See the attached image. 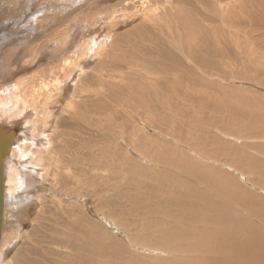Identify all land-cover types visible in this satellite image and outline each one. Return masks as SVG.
<instances>
[{
    "label": "rangeland",
    "instance_id": "rangeland-1",
    "mask_svg": "<svg viewBox=\"0 0 264 264\" xmlns=\"http://www.w3.org/2000/svg\"><path fill=\"white\" fill-rule=\"evenodd\" d=\"M13 1L0 0V68L5 73L12 75L7 84L8 78L0 77V85L4 84L0 88V94L4 98L5 111L6 108H12L13 110L9 113L15 115L22 108L20 101L17 105L20 108H14L9 98L10 93L14 90V83L20 81V78L28 82L33 81L36 88L46 83L48 86L50 85L47 90L39 92L42 96L38 100L39 108H50V103L56 97L55 80L51 79L56 72L53 71V65L55 67L61 64L72 70L74 66L81 63L83 70L82 72L78 71L75 75L77 81H74V88L77 85L75 90L80 92L79 99L82 100V103L74 95L72 99L75 98L78 102L74 100L66 106L57 105L55 106L58 109L55 111L56 113L53 111L51 117L46 118L45 116V119L53 120L52 128L46 134V144L49 151L48 154H44L46 159L45 173L43 176L35 178L37 184L34 183V186L29 188L28 191H32L33 195L26 194L24 190L20 195L23 202L31 201L29 204L34 205V209L28 214V218L24 219L25 213L22 207L18 210L19 214L16 215L15 213L5 226L4 231L8 235L5 239H11L15 246L14 250L3 259L2 264L9 260V264H73L70 262L72 258L69 260L67 257L63 258L65 254L70 257H78L77 260L80 259L85 264H89L91 261L97 264H162V260H166L162 249H156L157 245L154 248L150 244L149 246L145 245L148 244L145 229L152 225L151 220L154 217L147 215L146 211L149 205H154L152 202H146L149 191L144 190H149L148 186L154 188L158 182L166 181L169 183L171 181L174 182L173 184H177L185 180L183 175L186 174L178 173L174 170V165L184 164L183 169H186V173L190 172L189 174H192L193 178L202 177V171L200 169L193 170L188 161L193 160L196 163L212 167L209 160L206 162L199 159L190 147H184V143H179L180 140L177 139V136H181V139H189L188 131L185 130L193 128V125L182 122L183 114H191L192 112V114H198L200 112L199 114L202 113V117L206 118L214 115L216 107L226 108V110L233 108L234 111H237L250 106L247 109L254 112L251 111L253 118L249 119L248 122L261 119L260 127L264 135L263 0H250L249 3L240 0L235 4L223 0H148L150 8L141 4V0H122L123 2L115 0L114 4H116L117 9H114L116 11L107 5V3H111V0H107L108 2L106 0ZM95 1L101 5L99 6ZM125 7L126 9H124ZM223 7L227 10L221 11ZM244 7L249 10H245ZM85 11L87 14L89 13V17ZM181 15L186 20L182 19L185 25L189 22V30L182 25ZM112 16L114 19L111 21ZM227 16L231 18L229 19ZM92 17L96 22H104V26L115 27L110 31L103 30L96 44L98 47L93 50L94 52L90 48L93 30L96 29V22ZM41 19L44 21L41 22ZM90 21L92 24L94 22V25L89 23ZM261 24L262 26H260ZM158 25H160L161 31L164 29L163 34L159 33L158 28H156ZM244 25L248 27L243 28ZM229 26L231 28L228 29ZM105 32L109 34L107 35ZM246 32L255 36L250 37ZM55 33L58 36H54ZM178 33L180 38H178ZM261 34L263 36L258 39L257 36ZM216 35L220 39L216 38ZM172 40L176 42L174 47L170 45ZM99 42L100 44H98ZM71 44L74 45L73 48H71L73 46ZM86 45L91 50L85 51L88 48ZM27 55L30 60L28 57L26 59ZM17 59L18 62L16 63ZM11 65L13 69H11ZM8 66H11L10 69ZM47 66L50 69L46 70ZM75 68L77 69V67ZM14 72H17V75L14 74L16 77L12 74ZM34 77L35 79H33ZM58 78L57 76L56 79ZM137 87L140 91H136ZM75 90L70 89V94ZM108 90L115 93H108ZM154 92H161L162 94L159 97ZM146 94V98H150L154 105L153 108H148L152 115L146 108L129 109L121 107L127 96H134L133 99L137 100L139 96L145 98L144 95ZM31 95L32 100L37 96L36 93ZM165 96L169 101L173 99L171 101V104L173 103L172 108L160 109L157 106V99L163 98L162 100H165ZM228 104L234 107H230ZM91 105L99 108V110L102 109L100 110L101 116L97 117L93 112L95 108H91ZM80 106L82 107L79 108ZM178 113H180V117ZM226 115L225 112L223 116ZM39 120L43 121L41 118ZM86 120L90 121L86 122ZM0 123L6 128H14L17 131L16 138L20 136L22 130L30 129V125H25L27 128H24L23 123L20 126H14L13 121L0 120ZM219 124L220 121H216L211 132L221 136L217 130ZM199 128L197 125V129L191 131L205 134L209 143L206 142L203 145L209 151H221L230 146L229 149L235 152L239 149L238 147H242L245 154L256 156L261 162L264 161V151L260 152L259 150V148L264 147V140H255L258 145H253V142L241 132H231V129L228 128L231 137L240 141V143H233L234 141L230 142L224 138L217 140L219 137L212 139L209 137L210 133ZM40 138L41 136L38 137L39 140ZM172 143L178 149L177 154H174L173 151H163V144L172 145ZM105 147L107 150L109 147L112 148L105 151ZM85 148L87 151L84 150ZM256 148L258 151L255 150ZM150 149H153L154 152L152 151L150 156L146 155L145 152L150 151ZM95 152L99 154L95 155ZM181 153L186 156H182L187 158L186 160L180 158ZM113 154L114 157L112 158L111 155ZM166 158L173 162L168 161L169 165L166 162L164 165L163 161ZM11 164L17 167L23 176H29L30 171L27 170V163L13 161ZM224 166L226 168L222 169L223 173L230 177L234 176L232 179H234L237 189L245 192L250 191L249 193H252L256 200L257 197L258 199L262 197L259 201L264 200V189L254 182L260 173H255L252 176L253 174L241 170L245 169L244 166L235 167L229 163ZM183 172L185 171L183 170ZM233 187V184L227 186L226 191L232 190ZM152 188L150 187V189ZM139 210L141 214H137ZM199 215L203 216L204 214L200 213ZM23 219L24 221H22ZM256 221L259 222L260 219L251 220L254 223ZM161 226L163 227V222H161ZM2 239L3 233L1 241ZM160 239L165 242L166 248L174 246L164 236H161ZM69 247H72L74 251H70ZM172 255H174V259L171 258ZM180 255L183 253L177 249L175 252H171L168 258L177 262ZM110 256L114 257L112 261ZM157 258L158 260H156Z\"/></svg>",
    "mask_w": 264,
    "mask_h": 264
},
{
    "label": "bare ground",
    "instance_id": "bare-ground-1",
    "mask_svg": "<svg viewBox=\"0 0 264 264\" xmlns=\"http://www.w3.org/2000/svg\"><path fill=\"white\" fill-rule=\"evenodd\" d=\"M106 1H104V2L107 3L108 1L107 2ZM114 1L115 0H111L110 1L111 3H107V5L113 11H116L115 9H117V6H116V4H114L115 3ZM120 1H122V0H120ZM218 1H221V0H218ZM223 1H230L231 4H235L237 1H240V0H223ZM242 1H244L245 3H249L248 1H250V0H242ZM260 1H262V0H260ZM263 2H264V0H263ZM238 3H240V2H238ZM141 4L146 5L147 8L148 7L150 8V2L148 0H141ZM100 5H101V3H100ZM102 6H105V4L104 5L102 4ZM129 6H131V5H129ZM21 7H23V6H21ZM121 7H123V6H121ZM133 7H134V4H133ZM235 7H237V6L235 5ZM235 7H234V9H235ZM14 8H15V6H14ZM124 9H126V7ZM175 9H176V7H175ZM240 9L243 10V8H240ZM246 9L247 8H245V10ZM105 10H107V9H105ZM226 10L227 9L224 8V7L221 8V11H226ZM247 10H249V9H247ZM189 11H192V10H189ZM218 11H219V9H218ZM235 11H236V9H235ZM255 11H256V9H255ZM18 13H19V11H18ZM61 13H63V12H61ZM77 13H75V14H77ZM85 13L87 14L86 11H85ZM115 14L117 15V12H115ZM19 15H20V13H19ZM29 15H30V13H29ZM87 15L89 17V13ZM220 15H221V13H220ZM70 16H71V13H70ZM214 16H216V15H214ZM247 16H248V14H247ZM27 17H28V15H27ZM47 17H46V19H47ZM53 17H54V14H53ZM73 17L74 16L72 15V18ZM103 17H105V16H103ZM113 17L114 16H112V19H110L111 21L114 19ZM191 17L194 18V16H191ZM217 17H219V16H217ZM40 18H42V17H40ZM94 18H95V16H94ZM94 18H93V20H94ZM180 18H181V20L182 19L185 20V18L182 15H181ZM228 18L230 19L231 17H228ZM253 18H254V15H253ZM22 19H24V18H22ZM49 19H51V18H49ZM90 19H91V17H90ZM105 19H107V18L105 17ZM105 19L103 21H105ZM20 20H21V18H20ZM42 20L43 19H41V22H42ZM95 20H96V18H95ZM95 20H94V22H96ZM183 20H182V23H183L182 25L185 28L188 29L189 28L188 27V23L189 22H187V25H185V22ZM221 20H225V19H221ZM72 21H73V19H72ZM72 21H71V23H72ZM239 21H240V19H239ZM241 21H243V20H241ZM246 21H248V20L246 19ZM250 21L252 22V19ZM51 22H52V20H51ZM91 22L92 21H90L89 23H91ZM94 22H93V24L92 23L91 24L94 25ZM36 23H39V22H36ZM103 23L101 21L95 23L96 24V29L93 30L94 32L92 34L93 35L92 44L90 45V48L92 49V51L95 48L98 47V45L96 47V44H97L98 40L100 39V35L103 33V30L106 29V30H109L110 31L114 27V26H111V25H110L111 27L104 26L105 23L104 24ZM110 24H111V22H110ZM69 25H70V23H69ZM216 25L218 26V24H216ZM246 25H244L243 28H245ZM248 26H249V24H248ZM248 26H246V27H248ZM250 26H252V25H250ZM260 26H262V24ZM46 27H48V26H46ZM98 27H99V29H97ZM59 28H60V26H59ZM156 28H158L159 33H162V34L164 33L163 32L164 29H162L163 31H161L160 25L156 26ZM163 28H164V26H163ZM229 28H231V27L229 26L228 29ZM63 29H64V27H63ZM96 30H97V32H96ZM180 30L182 31V29H180ZM183 30H185V29H183ZM67 32H69V31H67ZM108 32H105V34L108 35L109 34ZM69 33H71V32H69ZM249 33H247V34L250 37H254L255 36L254 34H249ZM165 34H167V33H165ZM218 34H220V33L218 32ZM53 35L56 36L57 34L55 33ZM75 35H76V33H75ZM177 35H178V38L181 37L179 33ZM33 36H34V34H33ZM261 36H263V34L257 36V38L259 39V37H260V39H261ZM216 38H218V36ZM218 39H220V37ZM47 41H49V40H47ZM1 42H3V41H1ZM98 44H100V42ZM175 44H176V42L175 41L173 42V40L170 43V45L173 46V47L175 46ZM71 45H73V44H71ZM9 46H11V45H9ZM53 46L55 47V45H53ZM76 46H78V45H76ZM99 46H101V45H99ZM15 47H18V46H15ZM42 47H44V46L42 45ZM47 47H48V45H47ZM59 47H60V45H59ZM73 47H74V45L71 46V48H73ZM90 48L88 47L87 49H85V51L91 50ZM20 49H22V48H20ZM41 49L43 50V48H41ZM5 51H6V49H5ZM44 51H45V48H44ZM8 52H10V51H8ZM12 52H14V51H12ZM200 52H201V50H200ZM33 53H34V51H33ZM50 53H52V52H50ZM53 53H54V51H53ZM61 53H63V52H61ZM7 54H9V53H7ZM78 54L80 55V52H78ZM85 55H87V53H85ZM49 56H51V55L49 54ZM56 56H57V54H56ZM61 56H62V54H61ZM21 57H22V55H21ZM27 57H28V55L26 56V59H27ZM74 57H75V55H74ZM216 57H217V55H216ZM28 59H29V57H28ZM22 60H23V58H22ZM67 60H69V59H67ZM17 62H18V59L16 60V63ZM59 62H60V60H59ZM23 63L25 64V62H23ZM85 63H86V61H85ZM68 64H69V62H68ZM80 64L78 63V66H74V68L72 70H70V68H67L65 65H62V64L61 65H58V66H55V67L53 65V71H56V72H55V74H53L52 78L51 77H49V78L55 80V85L54 86H55V92H56L55 94H56V97H55L54 101L51 100L52 102L50 103V108H45V107L44 108H39V106H38V100L42 96V94H40V93L43 92L42 90H47V88L50 86V85L48 86L47 83L41 85L38 88H36V86L33 84V81L32 82H30V81L28 82V81H25V80H21V78H20V81H17L16 83H14L15 84V86L13 87L14 90H13V92L10 93V96L9 95L8 96H9L10 101H11V103H12V105H13L14 108H20L19 106H17L19 104L18 101H20L21 104H22L21 110L19 112L17 111V113L15 115L9 113V112H11L13 110L12 108H6V111H5V109H4L5 108L4 98H2L1 97V94H0V120H2V121H13L14 126L15 125L20 126L23 123L24 128H27V126L30 125V129L22 130V133L17 138H16L17 131L14 128H6L5 126H1L0 125V132H2V133H0V142L1 143L4 142L3 131H4V133H8L9 131H13V133H14L12 136L10 135V140H9L10 147L7 149V153L3 157V160H2V162H3V164H2L3 203L2 204L3 205H2V215H1L2 226L0 228V241H1L2 233H3V239H2L1 244H0V264H2L3 259L6 258L8 256V254L12 250H14L13 248L15 246V243L12 242L11 239H5V238L8 237V235L6 234V231H4L5 230V226L9 223L10 218L15 213H16V215L19 214V211L18 210H20L22 207L24 208V213H25V218L24 219H27L28 218V214H30L31 213V210L34 209V205L33 204H29V203H31V201H29V202H23V200L21 199L20 195L22 194L23 190H24V192L26 194L33 195V192L32 191H28V190H30L29 188H32L34 186V183L37 184V181L35 180V178H39L40 176H43V174L45 173V169L46 168L44 167V164L46 162V159H45L44 154H46V153L48 154V151H49V147L46 144V140H47V135L46 134H47V132L49 130H51V128H52L51 125H53L52 124L53 123L52 122L53 120L45 119V116H46V118L47 117H51V114L53 113V111L55 112L56 110H58L57 108H55V106H57V105H60V106H64L65 105L66 106V105H69L70 104V101L76 100L75 98L72 99V97L74 95H75V97L76 96L78 97L77 100L79 99L80 92H77V90H75L77 88V85H75L76 88H74V81L75 80L77 81V79H75V75L77 74V72L78 71L79 72H82V70H83L81 68V65ZM48 66H47L46 70L49 68ZM10 67H9V69H10ZM75 67H77V69ZM16 68H17V65H16ZM11 69H13V66H12ZM149 69H148V71H150ZM159 70H160V68H159ZM181 72H184V71H181ZM16 73L14 72L12 74L14 75ZM46 73H45V75H46ZM1 74H3V75H1ZM47 74L49 75V73H47ZM39 75H40V73H39ZM146 75H147V73H146ZM149 75H150V73H149ZM152 75H154V74H152ZM1 76H4V77H7L8 78V81L6 82V84H7L10 81V78H11L10 76H12V75L11 74L9 75L8 73H5V71H2L1 68H0V77ZM57 76L59 77L58 79H56ZM108 76H109V74H108ZM23 79H25V78H23ZM33 79H35V77ZM177 79H179V78H177ZM50 81L51 80H49V82ZM52 82H54V81H52ZM69 82H71V83H69ZM2 85H4V84H2ZM2 85H0V88H2ZM116 87H117V85H116ZM139 87H137L138 89L137 90L135 89V90L138 91L139 90ZM158 87H160V86H158ZM70 89H72V90L74 89L75 91H73L70 94ZM4 90H5V88H4ZM50 90H52V89L50 88ZM50 90H49V93H50ZM108 91H109L108 93L113 92L114 91V88H113V91H110V90H108ZM117 91H118V89H117ZM165 91H167V90H165ZM26 92H28V93H26ZM118 92H120V91H118ZM134 92H133V94H134ZM3 93H4V91H3ZM32 93L33 94L36 93V95H37L34 98V100H32V98H33L32 95H31ZM113 93H115V92H113ZM25 94H28V96H25ZM154 94L160 97L162 93L161 92H158V93L157 92H154ZM144 96H145V98L139 96V98L137 100L135 99L136 101L133 99L134 96H129V97L127 96L126 101L123 102V106H121V107L122 108L126 107V108H129V109H132V108H146L149 111L150 109H148V108H153L154 105H153V102H151L150 98H146L147 94L144 95ZM124 97H126V96H124ZM162 99L163 98H161V100H158L157 99V106H158V108H160V109L161 108H172V104L173 103L171 104V101H173V99H171L170 101H169V99H167V97L165 98V100H162ZM27 100H29V101H27ZM42 100H43V97H42ZM47 102H48V100H47ZM80 102L82 103V100H80ZM43 104H45V103H43ZM228 105H230V104H228ZM91 106H92L91 108H95V110H93V112L98 117L100 115V113H101L100 110H102V109L99 110V108L95 107L94 105H91ZM81 107L82 106H80L79 108H81ZM230 107H234V106L230 105ZM178 108H179V106H178ZM247 108H250V106H247L244 109L237 110V111L236 110L234 111L233 108H229L228 110H226V108H223L222 109V108L216 107V110L214 111V115L212 117H209L208 116L206 118H203L202 115H201L202 113L199 114L200 112H198V114H192L193 112L191 114H188V113L183 114L182 122L183 123H186V124H189V125H193L192 126L193 128H191L190 130L187 128L185 130V131H188L187 133L189 134V136H188L189 139H186L185 138L186 139L185 140L183 138L181 139V136L180 137L177 136V139L180 140V141L178 140L179 143L180 142L184 143V147H186V146L190 147L192 149L193 153L196 154L199 157V159L205 160L206 162L209 160L210 163H212V167H210L209 165L199 164L198 162L196 163V162H194L191 159H190L191 161H188L187 160L189 162V164L192 166L193 170L200 169L202 171V177H200V178L199 177L193 178L192 174H189L190 172L189 173H186L187 172L186 169H183L184 164L181 163V164H178V165H174L173 167H174V170H176L178 173L186 174V175H183L184 176V179H185V180H182L183 182L181 181V182H179L177 184H173L174 182L172 183L171 181L170 182L168 181L169 183H167L166 181L165 182H158L154 188H152V186H148L149 187V190L148 189L144 190V191H149V194L147 192L148 196H147V201L146 202H149V203L152 202L153 205H154V206L149 205L148 206V209L146 211V214L147 215H152L154 217L151 220L152 221V225L147 226L146 229H145V231H146V238L148 239V244H145V245L146 246H149V244H150L152 246V248H154V246L157 245V248L156 249H158V248L162 249V251L165 253V255L164 254L163 255L166 258L165 261L164 260H162L163 262L161 261L162 264H264V200L263 201H261V200L259 201V199H261L262 197L259 198V199L257 197V200H258L257 201L256 200V197L252 193H249L250 191L249 192H245V191L239 190V188L237 189V187L235 186V183H234V179H232L234 176L233 177H230L229 175L224 174L223 173L224 171H222V169L226 168L224 165H226L227 163L232 164L235 167L236 166H244L245 169H241V170L244 171V172H246V173H248V174H251V175L253 174L252 176H254L255 173H260V174H258L259 175L258 179H256L254 182H256L257 186H259V187H261V188L264 189V161L261 162L260 160H258L256 158V156L253 157L251 155L245 154V151H244V149H242V147H238L239 149L237 151H235V152L229 149L230 146L228 148L224 149V150H221V151L220 150H218V151H214V150L213 151H209L207 148H205V145H203L204 143L208 142L207 141V137L205 136V134L200 133V132L198 133L197 131H191L192 129H197V125H198V127H200L199 129H201V130H203L205 132L207 131L208 133H210L209 137H211L212 139H214L216 137L217 138L219 137L217 140H220V139H223L224 138V139L230 140V142H233L234 141L233 143H240V141H238L237 139H234V138L231 137L230 132L227 130L228 128H230L231 129V132L232 131L241 132L245 137L248 138V140H251V142H253L252 143L253 145H258L257 143H255V140H258V139L264 140V135L262 133L263 130L260 127L262 120L259 119L257 121L253 120L251 122H248L249 119L251 120L253 118V112L254 111L253 110H249ZM69 110H71V109L69 108ZM157 110H155V111H157ZM251 111H253V112H251ZM62 112H63V109H62ZM225 112L227 113V115L224 117L223 115H225ZM49 113H50V116H49ZM129 114H131V113H129ZM151 115H152V113H151ZM178 116L180 117V113H178ZM234 116H236V119H234ZM33 117H35V118L33 119ZM52 117H55V116H52ZM39 118L43 119V121L39 120ZM28 119H33V120H30L29 121ZM88 121H90V120H88ZM88 121L86 120V122H88ZM216 121H220V124L217 126V130H218V132L221 133V136H218L216 133L211 132V128L214 127ZM164 122L167 123L166 120H164ZM0 124H2V123H0ZM25 125H27V126H25ZM90 125H91V123H90ZM108 125H110V124H108ZM204 125H205V127H204ZM111 126H112V124H111ZM185 126L188 127V125H185ZM113 127H114V124H113ZM113 127H111V128H113ZM183 127H184V125H183ZM103 128H101V129H103ZM98 129H100L99 126H98ZM178 133H180L179 130H178ZM176 135H177V131H176ZM40 136H41V138L39 140L38 137H40ZM44 137H45V139H43ZM42 139H43V141H42ZM28 141H30V142H28ZM42 142H43V145H42ZM226 143H228V142L226 141ZM38 146H40V147H38ZM81 147H83V146H81ZM83 148H82V150H83ZM110 148H112V147H109V149ZM235 148H237V147H235ZM86 149L87 148H85L84 150H86ZM109 149L107 150V148L105 147V151H109ZM159 149H160V147H159ZM182 149H183V147H182ZM111 150H113V149H111ZM142 150H144V149H142ZM164 150H166L167 152L173 151L174 154H177L178 153V149L175 146H173V143H172V145H165V144H163V151ZM255 150L258 151L257 148ZM259 150H260V152L262 150L264 151V147L263 148H259ZM152 151H153V149H150V151L145 152V154L150 156L151 153H152ZM74 154H76V153H74ZM89 154H91V153H89ZM96 154H99V153H96L95 152V155ZM183 155L184 154L181 153L180 154V158L182 160H186L187 159V158H185L186 156L184 155L185 156L184 157L185 159H184L182 157ZM92 156H94V155H92ZM111 157L113 158L114 157V154L111 155ZM170 157H171V154H170ZM151 159L153 161H155L152 157H151ZM18 160L21 161V162H24V163H27L28 164L27 170H28V172L30 171V173H28L29 176H27V177L23 176L22 173L17 169V167H15L14 165L11 164L13 161L19 162ZM168 161L169 162H173L171 159H167L166 158L165 161H163V164L165 165V162H166V164L169 165V162ZM22 169H24V168L22 167ZM183 170L185 172H183ZM232 184L234 186L233 189L226 191V187L229 186V185H232ZM150 187L152 189H150ZM259 191H260V189H259ZM263 194H260V195L263 196ZM139 196H141V195H139ZM23 203H25V204H23ZM17 204H19V207H17ZM200 213H203L204 215L203 216L202 215H199ZM137 214H141V211L139 210L137 212ZM24 219L22 221H24ZM252 219H254V220L260 219V221L259 222L256 221V223H254L255 221L254 222H251ZM161 222H163V227L161 226ZM94 226H96V225H94ZM97 227H98V225H97ZM98 228L100 229V227H98ZM118 231H120V230H118ZM161 236H164L165 239L171 245L173 244L174 246L172 248L171 247L166 248L165 242L160 239ZM175 246H178V247H175ZM177 249L179 251H181L183 253V255H180L179 261L176 262V261H172L171 259H169L168 256H169V254L171 252H175ZM69 250L71 251V250H73V248L72 247H69ZM79 255H81V254H79ZM90 256H93V255H90ZM66 257L68 258V260L72 258V261H70V262H72L73 264H85V262H83V261L81 262L80 259L77 260L78 257H70V256H68L66 254L63 255V258H66ZM81 258H83V257H81ZM110 258H111V261H112V259H114V257L112 258V256H110ZM171 258L174 259V255H172ZM86 259H88V258H86ZM156 260H158V258ZM9 261L7 263H5V264H9ZM62 263H64V262H62ZM89 264H97V263H94V261H91Z\"/></svg>",
    "mask_w": 264,
    "mask_h": 264
},
{
    "label": "water",
    "instance_id": "water-1",
    "mask_svg": "<svg viewBox=\"0 0 264 264\" xmlns=\"http://www.w3.org/2000/svg\"><path fill=\"white\" fill-rule=\"evenodd\" d=\"M13 134H14L13 131H9L8 133H4L3 131L4 142L3 143L0 142V228L2 226L1 215H2V205H3L2 204L3 203L2 160L7 153V149L10 147L9 144L10 135L12 136Z\"/></svg>",
    "mask_w": 264,
    "mask_h": 264
}]
</instances>
